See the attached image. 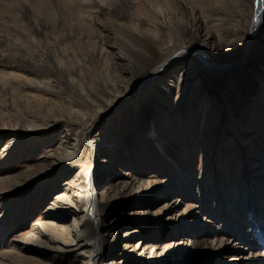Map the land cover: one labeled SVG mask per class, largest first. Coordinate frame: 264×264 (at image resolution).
<instances>
[{
  "label": "rangeland",
  "instance_id": "374dc122",
  "mask_svg": "<svg viewBox=\"0 0 264 264\" xmlns=\"http://www.w3.org/2000/svg\"><path fill=\"white\" fill-rule=\"evenodd\" d=\"M257 2L0 0V264H88L74 220L95 225L76 197L93 175L110 203L99 264H261L242 240L220 263L206 252L213 235L264 229ZM191 46L230 70L178 59L130 98Z\"/></svg>",
  "mask_w": 264,
  "mask_h": 264
},
{
  "label": "bare ground",
  "instance_id": "6f19581e",
  "mask_svg": "<svg viewBox=\"0 0 264 264\" xmlns=\"http://www.w3.org/2000/svg\"><path fill=\"white\" fill-rule=\"evenodd\" d=\"M16 1H18V0H16ZM8 2H9V0H8ZM263 22H264V0H258L257 12H256V15H255V18L253 21V27L251 29V37H252L251 43H252V40L255 38L256 34L258 33V31L260 30L261 23H263ZM51 25H53V24H51ZM54 25H56V22ZM178 59L184 60V63L192 62L194 64L196 63V60L202 61L203 66H208V68L212 67L213 69L219 68L218 70H221V71L226 70V69L230 70V68H231V66H225V65H223V66L219 65V67H218L217 64H215L213 61H211V59L209 58V55H207L202 50L192 49V46H191V48H188L186 50H182L180 52L175 53L173 56H171L169 58V60H167L164 64H162V66H160L154 72L149 74L146 78L142 79L141 80L142 86H139L137 89L132 90V92L130 94V98L134 97V95L138 94L142 89L152 85L155 82V80L157 81L168 70H171L172 66H174L173 63H175ZM196 65H197V63H196ZM205 107H206V109H208L206 104H205ZM148 133L151 135H154V129L151 126L149 127ZM59 146H60L59 150L61 152H65L70 158L76 157L78 154L77 144L67 146V145L61 143ZM94 148H96V147H93V149ZM96 152H97V150H94V153H96ZM97 167H99V166L97 165ZM92 172H93V174L98 175L97 169L96 170L93 169ZM92 177L93 178L90 181V185H89L90 187L87 188V186H83L82 188H80L79 189L80 192H78L76 194V197L78 199L77 205H78V207H80L83 210L84 217L93 220L95 222V225L89 226V227L87 225H83L82 227L79 228L78 222L76 220H74V224H75V229H77V230L79 229L78 233H77V238H80V237L86 238V242H87L86 244L89 247H91L90 255L88 257V264H99L100 255L97 254L98 253L97 251L99 248H102L103 250L106 249L107 243H108L103 232H101V230L103 228V220H102V217L100 215L109 209L110 203L108 202L109 197L107 196V194L103 193L101 191V187L97 184L95 176L93 175ZM133 185L134 184L128 183V185L126 184L125 186L121 187L120 193L129 192L134 187ZM115 191H117V190H115ZM115 194H116V192H115ZM259 196L260 195H257V198H256L257 200H256V203L253 205V208L255 211L260 212L261 209L264 207V203L259 202ZM82 198H84L85 200H83ZM238 199L239 198H236L234 200V205H235L234 214H232V213L229 214L231 218H228L230 221L233 220L235 223L242 219L241 212L242 211L244 212V209L240 205ZM183 211L187 212V209H185ZM230 223L234 224L233 222H230ZM237 230H238L237 228L234 230H231V233L235 237L228 236V237H230V238H228L227 236H225V237H227V238H225L224 236L220 237L219 235H213L212 240L210 242V245H211L209 248L210 250L206 251V252H208V255H210V257H211L209 259H211L213 261L216 260L220 263L224 259L223 254L220 251V248L224 247L225 243L235 247L238 244V241L242 240L245 242L246 246L248 247L247 251L250 252L249 258L257 256L258 258H260V261H261L260 263L264 264V229H260L259 234H256V233L251 234L249 232L248 233L245 232V234H240V232ZM238 234H240V235H238ZM236 235H237V237H236ZM88 236H90V237H88ZM255 238H257V239L261 238L260 244L255 242ZM76 240L77 239L70 238L69 242H76ZM140 248L142 249V251H144V249H145L144 244L142 242H138V244H136L135 250L138 252ZM148 250H149L150 254L155 253V249L152 246L149 247ZM261 250L263 251L262 252L263 254H262V256L261 255L259 256L258 253Z\"/></svg>",
  "mask_w": 264,
  "mask_h": 264
}]
</instances>
